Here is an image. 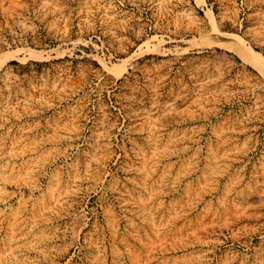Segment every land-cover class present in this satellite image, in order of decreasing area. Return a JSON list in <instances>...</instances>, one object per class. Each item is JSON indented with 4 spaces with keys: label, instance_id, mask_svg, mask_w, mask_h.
<instances>
[{
    "label": "rangeland",
    "instance_id": "1",
    "mask_svg": "<svg viewBox=\"0 0 264 264\" xmlns=\"http://www.w3.org/2000/svg\"><path fill=\"white\" fill-rule=\"evenodd\" d=\"M223 33L264 55V0H0V264H264V76Z\"/></svg>",
    "mask_w": 264,
    "mask_h": 264
},
{
    "label": "bare ground",
    "instance_id": "2",
    "mask_svg": "<svg viewBox=\"0 0 264 264\" xmlns=\"http://www.w3.org/2000/svg\"><path fill=\"white\" fill-rule=\"evenodd\" d=\"M212 13V10H210ZM213 14V13H212ZM216 37V42L221 45H226L231 48H235L238 54L248 63L253 65L256 69L260 71V73L264 76V55L257 49L253 48L250 45L241 46L234 43L228 36L224 35ZM233 34V33H232ZM236 40L242 42V38L238 34H233ZM245 44V43H244ZM8 58L0 56V65H2Z\"/></svg>",
    "mask_w": 264,
    "mask_h": 264
}]
</instances>
